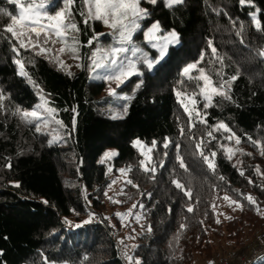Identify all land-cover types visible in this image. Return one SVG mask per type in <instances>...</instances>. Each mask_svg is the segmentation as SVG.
Listing matches in <instances>:
<instances>
[{"label": "trees", "instance_id": "trees-1", "mask_svg": "<svg viewBox=\"0 0 264 264\" xmlns=\"http://www.w3.org/2000/svg\"><path fill=\"white\" fill-rule=\"evenodd\" d=\"M80 5L76 0L71 7L79 32L69 33L78 41L79 62L67 68L51 53L19 48L3 30L9 17L0 14V264H124L110 223L114 218L118 229L119 220L105 214L115 209L106 202L110 168L127 170L138 185L126 183L121 206L141 207L142 232L131 253L139 264H195L198 255L214 259L215 241L231 243L244 255L253 241L264 250V0H184L172 7L163 0L141 1L148 16L139 21L123 58L135 63L138 74L114 95L105 92L104 80L90 77L94 50L112 43V35L101 21L85 24ZM64 7V0H54L44 11ZM16 11L0 0V12ZM156 22L179 38L163 59L143 37ZM156 60L149 69L148 61ZM194 63L190 76L204 69L225 84L230 99L213 95L208 103L197 95L201 114L190 126L176 93L199 91L182 74ZM234 75L229 87L225 82ZM38 105L43 119L22 118ZM136 141L152 148L154 176L144 170ZM108 149L117 156L99 164ZM173 181L190 190L191 199ZM225 196L241 205L240 215L217 222L216 208ZM253 264H264V256Z\"/></svg>", "mask_w": 264, "mask_h": 264}, {"label": "snow or ice", "instance_id": "snow-or-ice-1", "mask_svg": "<svg viewBox=\"0 0 264 264\" xmlns=\"http://www.w3.org/2000/svg\"><path fill=\"white\" fill-rule=\"evenodd\" d=\"M9 3H13L17 9L14 13L0 12V14L7 15L10 19V23L3 29L6 33L10 34V38L14 39L18 44L19 48L24 49H33L36 51L37 55H44L52 51L51 48L45 47V45L61 43L64 47L60 48V53L68 51L73 55V58H78L76 55V45L78 41L76 37L69 36V33L79 32V28L75 22L72 20L71 7L76 3V0H64L65 7L61 10H53L52 12L44 11L45 8L49 7L54 0H46V2L41 3L40 0H8ZM148 3L155 5L157 0H147ZM165 6L172 7L174 5H179L184 2V0H163ZM246 0H241V3H245ZM82 5V10L80 15L84 17V23L87 24L90 20H99L102 21L106 26L113 29V33L117 35V41L120 45L109 50L108 55L111 56L110 63L113 68L116 69V74L113 76L107 77V79L113 80L119 86L120 83L124 81L125 78L133 74H138L136 70L135 63H123V58L129 52V48L126 45L132 44V36L135 31L140 27L139 21L143 20L148 16V10L140 7L141 0H80ZM255 20V17H253ZM256 27L259 29L260 24L257 21ZM159 30V23L156 22L152 25V28L149 32H146L145 35L148 37L149 42L153 39V34ZM179 38L175 31L169 33L168 36L164 37V43L159 48V59H163L166 54L167 47L169 44L178 43ZM91 44L92 42L89 41ZM209 46L212 48V53H216V48L212 47L211 41H209ZM14 51L19 54L18 48H14ZM135 55V51H133ZM260 55L264 57V52H261ZM95 57V54H94ZM61 66L63 62L59 61L58 57H53ZM220 60L222 65V58L217 57ZM159 61H148L147 67L151 69L154 63ZM17 64L20 67V74L26 76L24 72V65L21 61H17ZM94 64L96 67H100L99 62L95 61ZM197 65L190 64L183 69V75L188 77L189 80H195V87L199 91L189 95L188 93H182L177 91L176 95L178 97H183L187 99L192 105V109H189L188 105L184 103V99H181L180 102L184 106L185 112L189 115L190 126H194L192 123L195 117L200 116L199 109L195 107L198 103L196 96H202V98L208 103L211 102L213 95L223 96L225 99H230V96L224 91L225 84H217L213 81L210 74H208L204 69H199V75L197 77L190 76V73L193 69H196ZM219 74V73H218ZM238 78V75L232 76L227 82L230 87L231 82ZM111 94H115L114 92ZM207 106V105H206ZM42 105H38L37 109L42 108ZM48 112H54L53 109H46ZM22 118L28 120L32 118L34 121L43 119L44 117L40 115L37 110L23 112ZM31 122V121H30ZM203 122V120H201ZM59 123V122H57ZM224 128L225 131H228L227 127L223 124L219 126ZM39 131V128L37 129ZM183 129H181V134H183ZM211 135V133L209 134ZM239 143V140H237ZM137 145L140 144L139 141L136 142ZM167 147V143L164 145ZM201 145L197 144V149H200ZM179 146L177 145V151ZM148 152L151 149H147ZM145 153L142 152V155ZM264 154V152H262ZM201 157L207 162V165L210 169L214 170V163L208 156L204 155L203 151H200ZM215 156V153H212ZM178 162L181 168L187 170V166L184 164L183 159L178 155ZM151 163V157L146 156L145 162H143L144 170L149 172L154 176L155 169L150 168L148 165ZM10 167V165H8ZM125 170H122L124 174ZM243 175V173H241ZM127 184H133L131 180L126 181ZM176 188L185 191V195L191 199V191L185 190L184 186L178 181H173ZM19 185H17L18 187ZM138 187V185H134ZM123 193V189L121 190ZM111 199V198H110ZM225 200H228L230 205L236 204V201H231L229 197L225 196ZM250 203H255L251 197H247ZM118 202V201H117ZM137 205H133V208H136ZM237 207L241 205L237 204ZM259 211V209H257ZM187 211L192 212L193 208L189 207ZM131 210L128 215H131ZM123 220L125 217L121 214H118ZM139 219V217H137ZM219 222V221H217ZM183 228V226H182ZM130 264H139L138 261L133 260L132 257H128Z\"/></svg>", "mask_w": 264, "mask_h": 264}, {"label": "rangeland", "instance_id": "rangeland-1", "mask_svg": "<svg viewBox=\"0 0 264 264\" xmlns=\"http://www.w3.org/2000/svg\"><path fill=\"white\" fill-rule=\"evenodd\" d=\"M40 1L42 3L46 2V0H40ZM141 1H143V0H141ZM74 5H72V7ZM140 7H142L141 3H140ZM80 9L82 10V5H80ZM59 10H61V9H59ZM252 17H255L254 22L256 23L257 12L255 14H253ZM104 27H105V29H104L105 32L112 35L113 42L110 44H106V45H102V44L98 45L96 47V49L94 50V51H96L95 56L98 57L96 61L99 62V64L101 66L100 67H94L95 69L93 70L90 77L93 80H98V81L104 80L106 83V91L105 92L107 94H111L114 92V90L118 86H117V83L114 82L113 80L107 79V77H110V76H113L114 74H116V69L113 68L111 63H110L111 56L108 55V52L110 49L115 48L114 47V44H115L114 41H117V35L113 33L112 28L106 26L105 24H104ZM151 28L152 27H150L146 32H149L151 30ZM145 33H144L143 37H144L146 44L152 49H159L160 46L164 43V37L168 36L169 33H171V32H169V33L163 32V30H161V28L159 27V30L153 34V39L151 40V42H149V39H148V37H146ZM96 36H98V35H96ZM94 40H95V37L92 38V40H90V41L93 42ZM173 44H175V43H173ZM45 47L52 48V51L49 53H51L53 55V57H58L59 61L63 62L62 67H64V68H67V67H70L73 65L75 66L79 62L78 58H73V55L69 54L68 51H65L64 53H60L59 49L64 47V45L57 47V43L54 45L49 43ZM126 47H128V45H126ZM263 52H264V50H263ZM93 59H94V57L92 54V58H91L92 64L94 63ZM127 78H125L124 80H126ZM189 95H192V94H189ZM178 99L180 101L181 99H184V98L178 97ZM196 100L198 101V103L195 105V107L199 109V105H200L199 100L197 98H196ZM184 103H186L188 105L189 109H192L193 105L187 99H184ZM181 105H182V103H181ZM183 108H184V106H183ZM33 110H37L40 113V115H42L44 117V111L42 108L37 109V106H36V107H34ZM199 112L201 114L200 109H199ZM136 142L134 143V145L138 148V150L141 153L142 152L145 153L143 155V158H144L143 162H145L146 156H150L152 159V156H151L152 148L145 145L144 143H141V142L139 145H137ZM147 149H151V151L148 152ZM116 156H117V151L115 149H108L103 154V156L100 158L99 164H103L106 161H108V160H110ZM122 170L123 169H118V170L114 171L111 168L109 169V177L111 179V184L108 187L107 192H106L107 193L106 202L108 203V205H114L115 209L114 208L108 209L105 214L107 217H111L112 215H114L119 220L120 226L118 227V229H116L114 218L113 219L111 218V220H110V223L112 224V226L114 225V228H115L113 231V234H112L113 235V241L117 244L120 252L127 254L128 257H131V253L135 247V241L138 238V236L140 235V233L142 232V230L137 229V225L141 224L142 214L140 211L141 207L133 208L134 204L129 205L127 207H123V205L121 206V204L125 202V200L124 201L122 200V196L124 195V192H125L126 181L129 180L128 171L125 170L124 174H122ZM122 189H123V193H121ZM220 200H221V202L217 206L216 212H215V213H217V219L219 222H223V221L226 222V221H228L232 218L238 217L240 215L239 211H241V207H237V204H239V203L230 205L228 200H225L224 198L220 199ZM130 210H131L132 214L128 215ZM118 214L123 215L125 218L122 220ZM260 214L262 217H264V209L260 211ZM137 217H139V219H137ZM214 245H215L214 246L215 251L213 253V256L215 255L214 259H208V258H205L204 256L198 255L196 258L195 264H234L236 262H237V264H253L256 260H258L259 258L264 256L263 255L264 250H262L259 246L255 247V241H253L248 246V249L249 248L250 249L249 250L247 249V252L245 253V255L243 253L239 252V250H237V251L234 250L231 243H228V242L227 243H220V242L215 241ZM251 247L253 250L251 249ZM211 260H213V261H211ZM52 264H54V263H52Z\"/></svg>", "mask_w": 264, "mask_h": 264}, {"label": "built area", "instance_id": "built-area-1", "mask_svg": "<svg viewBox=\"0 0 264 264\" xmlns=\"http://www.w3.org/2000/svg\"><path fill=\"white\" fill-rule=\"evenodd\" d=\"M121 257L123 259L124 264H130L127 254L121 252Z\"/></svg>", "mask_w": 264, "mask_h": 264}, {"label": "water", "instance_id": "water-1", "mask_svg": "<svg viewBox=\"0 0 264 264\" xmlns=\"http://www.w3.org/2000/svg\"><path fill=\"white\" fill-rule=\"evenodd\" d=\"M263 255H264V253H263Z\"/></svg>", "mask_w": 264, "mask_h": 264}]
</instances>
